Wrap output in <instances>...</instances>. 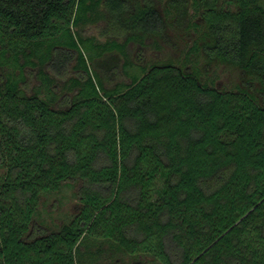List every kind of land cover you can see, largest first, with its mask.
I'll return each mask as SVG.
<instances>
[{
  "label": "trees",
  "instance_id": "obj_1",
  "mask_svg": "<svg viewBox=\"0 0 264 264\" xmlns=\"http://www.w3.org/2000/svg\"><path fill=\"white\" fill-rule=\"evenodd\" d=\"M101 19L123 41L73 30ZM174 34L180 58H129ZM71 63L62 84L49 72ZM222 66L234 86L206 80ZM64 186L76 209L45 223L43 196ZM103 254L264 264L263 0H0V264Z\"/></svg>",
  "mask_w": 264,
  "mask_h": 264
},
{
  "label": "rangeland",
  "instance_id": "obj_2",
  "mask_svg": "<svg viewBox=\"0 0 264 264\" xmlns=\"http://www.w3.org/2000/svg\"><path fill=\"white\" fill-rule=\"evenodd\" d=\"M107 28L108 27H106V21L102 19L99 21L90 22L85 25L73 26L75 34L81 33L85 36H93L101 41H105L109 38H115L119 41H123L124 35H122V33L114 29L108 30ZM174 35L175 39L179 40V45L176 48L170 47L166 44H162V46L149 44L145 47L138 48L137 43H130L128 48L129 58L137 63L145 64L155 60H162L168 58L169 56L180 58L182 55H184L182 49L186 48L185 42L182 38L178 36V34ZM87 44L89 43L87 42ZM81 46L86 56L89 58V54H93V51L91 50V48L88 47V45L81 44ZM107 56L108 55L103 58H106ZM93 66L95 67V65ZM49 72L56 75L57 80L61 84L66 82L70 75L78 74L77 71L73 68V63L67 66V69L63 74H57V72H54L51 69L49 70ZM27 73H31L29 76V87L33 88L36 84L39 83L38 78L36 77L35 71L29 70ZM206 74H209L210 77H207ZM206 74V80H209V82L218 83L222 87H232L236 83L235 80L237 76L235 75V72L231 71L230 69L224 66L216 67ZM120 77L126 80H130L127 77L125 78V76L123 75H120ZM120 77L115 78L112 81L120 79ZM160 184V181H154L152 188L155 192L156 189L160 187ZM76 203L77 198L74 195L73 188L71 186H64L61 190L57 192H51L43 196L41 200L39 215L45 221V223H60L62 222V219L67 218V216L70 215L76 209ZM141 252L144 256L152 258L153 255H155L156 253L155 243H151L149 246H144L141 249ZM117 258H115V264H132L135 257L132 255H124L122 257ZM91 264H112V261L106 255L103 254L100 257H97V259H95L94 262Z\"/></svg>",
  "mask_w": 264,
  "mask_h": 264
}]
</instances>
